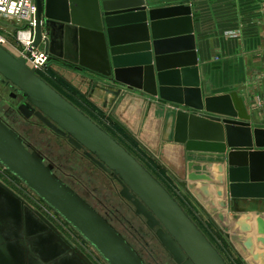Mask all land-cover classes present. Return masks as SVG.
I'll return each instance as SVG.
<instances>
[{"label": "water", "instance_id": "95a60500", "mask_svg": "<svg viewBox=\"0 0 264 264\" xmlns=\"http://www.w3.org/2000/svg\"><path fill=\"white\" fill-rule=\"evenodd\" d=\"M36 4L34 46L43 48L50 62L81 69L84 56L81 53V61L77 53L84 44L83 36L97 33L104 50L100 74L116 87L150 98L147 108H142L153 111L155 119V105H163L157 106L164 111L169 140L198 155L199 160L188 165V180L169 172L240 257L264 264V218H257L256 242L262 252H256L254 238L249 235L252 226L247 222L253 221L249 213L257 212L258 206L246 212L238 208L239 201H257L264 206V123L252 122L235 93L204 94L191 6L150 9L146 0H36ZM79 76L86 78L81 74L75 78ZM0 78L20 91L25 100L18 108L22 116H35L66 137L119 182L120 195L132 203L151 230L157 229L156 238L175 264H229L180 202L125 146L29 68L24 58H17L2 45ZM114 85L107 88L117 89ZM110 118L135 138L134 131L121 120L113 114ZM0 164L70 224L108 264H148L105 216L56 173L43 154L29 147L1 118ZM195 167L203 172L197 173ZM225 171L228 188L222 176ZM211 184L216 197L210 192ZM227 190L233 214L230 219L225 215ZM0 264L95 263L42 212L0 180Z\"/></svg>", "mask_w": 264, "mask_h": 264}, {"label": "rangeland", "instance_id": "374dc122", "mask_svg": "<svg viewBox=\"0 0 264 264\" xmlns=\"http://www.w3.org/2000/svg\"><path fill=\"white\" fill-rule=\"evenodd\" d=\"M2 23H4V21L0 20V34H9V44L13 47H17L14 38L11 37V33H13V31L9 28V26L7 27ZM14 52L15 50L11 53H13L17 58H21L18 53ZM51 63L52 62L49 63V68L38 71V74L69 101L75 104L79 109H81L96 123H98L102 128L114 136L123 146H125V148H127V150L131 152L180 202L187 213L198 224V226L216 246V248L220 251L229 264H244L237 253H235L231 246L228 245L225 236L220 233V230L213 225V223L207 218V216L197 206L193 199L179 185L177 180H175V178L169 172L171 171L170 167L162 162L160 157L161 154H154L153 151L149 149V147L146 149L141 144L142 142L140 143L137 141L139 140L138 138H140V136H138V134L141 135L140 132L145 131L142 133V135H147L146 132L148 130L154 131L159 127V122L152 125L153 127H147L146 125H143L144 120H142L141 117L136 113L137 109L135 105L131 104L128 106L125 103L127 99L126 97L124 98L119 93L113 94V92H108L107 85L103 82H96L97 80L94 79L92 75H89L90 72L88 73L87 70L82 71L77 70L75 67H66V69L72 74H74V72L77 74H82L91 78L93 82L97 83L100 91L96 93L94 97L93 93L83 89L82 86L80 87L72 84L67 75L58 72L55 69V65H52ZM74 80L78 82L77 78ZM74 80L72 79L73 82ZM110 85L114 84L112 83ZM114 87L117 88L116 85H114ZM236 88L240 90L241 86H236ZM110 90L112 89L110 88ZM13 92V89H10L4 85L0 80V118L17 133L25 137L31 146L42 152L48 160L53 162L57 167V173L79 193L84 195L91 203L96 204L97 202L95 197H98L107 203L108 206L110 205L113 207L111 208L109 206L110 211H115L114 206H116L117 209L123 213L122 216L131 221L133 225L140 232H142L143 235H145L146 241L150 243V247L148 249H151L154 255L146 252L135 240H133V242L145 252L146 257L151 264H174L172 260L167 257V254L164 253L158 242L149 236L148 231L143 225V222L139 218H135L132 211H129L123 201L120 200V197L114 189L110 178H108L100 169L93 165L92 162L86 159L81 153L77 152L62 137L54 134L46 127L38 125L36 122L33 126L28 125V123L20 116L16 109L18 102L11 97ZM108 93L109 95L113 96L108 98V96H105ZM138 94L141 95L140 93L133 91L130 96L133 98H136L137 96L138 98ZM253 95L255 96V93ZM103 98L105 100L104 104L107 106H103V104H100V102L97 101ZM248 111L250 114H252V110ZM110 114H113L128 128L134 131L133 134L137 139H135L137 142L131 136L124 133L116 125V123L110 118ZM255 114L256 113L253 114L254 117H256ZM132 124L133 126H131ZM141 139L144 140L143 138ZM184 175L185 176H183V179L180 180H188V168L187 170L185 168ZM0 180L12 188L16 193L21 195L36 209L48 210L49 218L54 223H56L60 230L70 239V241L79 247L95 264H107V262L103 260L102 256L97 253V251L70 224L64 221L27 185L13 176L10 172L6 171L1 165ZM97 207L99 209L101 208L100 205H97ZM103 210L104 213H110L105 209ZM116 222L118 221L116 220ZM118 223L119 227L125 233H127L125 227L120 224V222ZM127 235L128 237L132 238L131 234L127 233ZM151 256H153L155 260H153ZM245 258L248 260L247 264H262V260H260L259 263H253L251 261V257Z\"/></svg>", "mask_w": 264, "mask_h": 264}, {"label": "crops", "instance_id": "0c3cea01", "mask_svg": "<svg viewBox=\"0 0 264 264\" xmlns=\"http://www.w3.org/2000/svg\"><path fill=\"white\" fill-rule=\"evenodd\" d=\"M146 2L150 9L178 5L191 6L198 66L202 89L206 96L235 93L242 100H252L253 96L248 95L249 87L247 86L253 82L257 83L262 75L264 78V0H146ZM97 36V33L93 36L87 34L83 36L85 41L80 46L77 58L81 60V53L83 54L84 68L81 67L80 69L59 62H52L51 64L55 65L58 72L67 75L70 80H74L76 75L66 69L68 66L75 67L77 70H87L88 73H92L89 75H92L97 80H95L96 82H103L106 85L112 84L111 80L100 74L104 71V50ZM85 77L87 79V76ZM236 86H241L240 90ZM148 100L150 98L142 94L138 98L136 96L135 101H139L133 102L137 109L136 113L144 120L143 125L151 127L157 122L160 125L154 131L148 130L147 135H142L145 131L140 132L141 135L138 134L140 136L138 139L141 141L143 138L144 140L141 142L149 147L154 154H161L162 162L168 165L179 179H183L185 168L187 170L190 161H198V155L189 154L182 146L175 145L169 140V130L167 133L165 131L166 117L164 111L161 110L162 108L158 107L163 105L159 103H157L158 106L155 105L154 109L158 114V118L155 119L153 111L149 112L142 108V106H148ZM164 106L170 107L168 104ZM225 166L227 170V165L225 164ZM195 168L197 173L203 172L202 168ZM226 173L227 171L222 176L225 180L224 186L228 188L229 182ZM196 184L204 185L206 183L198 182ZM214 186V184L210 185V192L216 197ZM218 201L216 198L215 202ZM226 201L229 207L225 211V215L230 219L233 214L230 210L231 198L228 190ZM251 206H258V211L249 213L253 217V221L247 222L252 226V233L249 235L254 238L255 251L262 252L256 239L259 237L257 218H264V206L257 201L238 202V208L245 212ZM220 233L225 236L221 231ZM246 236L248 235L244 237ZM225 239L231 246L230 240L226 236ZM231 248L239 256L232 246ZM239 258L244 264H247L248 260L244 256H239Z\"/></svg>", "mask_w": 264, "mask_h": 264}, {"label": "built area", "instance_id": "2783aa9c", "mask_svg": "<svg viewBox=\"0 0 264 264\" xmlns=\"http://www.w3.org/2000/svg\"><path fill=\"white\" fill-rule=\"evenodd\" d=\"M36 15H37L36 0H0V20L4 21V23H2L3 25H6L7 27L9 26V28L13 31V33H11L12 35L11 34L10 35L11 37L14 38L17 47H13L9 44L8 41L9 34L7 33L0 34V45L5 47L6 49L10 48L9 50L11 52L15 50L14 53H18L21 56V58H24L27 66L31 69H35L38 73V71L40 70L49 68L50 61H49V55L45 53L43 48L34 46ZM247 87H249L248 95L253 96V98L252 100H248V101L243 100L246 110L248 113H249L248 110H252V114L249 113V115L252 117V122L262 124L264 123L263 75L261 76V78L258 80L257 83L253 82L249 84ZM117 89L120 90L122 93L123 91L129 93V95L133 93L132 90H129L126 87H117ZM254 93L255 96L253 95ZM253 112L256 113L255 114L256 117L253 116L254 114ZM1 166L6 171H8L3 165ZM38 210L42 212L51 222H53L48 216V210L45 209H38ZM54 224L58 227L56 223Z\"/></svg>", "mask_w": 264, "mask_h": 264}, {"label": "flooded vegetation", "instance_id": "af4514ba", "mask_svg": "<svg viewBox=\"0 0 264 264\" xmlns=\"http://www.w3.org/2000/svg\"><path fill=\"white\" fill-rule=\"evenodd\" d=\"M0 80L2 81V83L4 85H6L7 87H9L10 89H13V94L11 95V97L17 101V106H16V109L18 111V113L20 114V116L28 123V125H31L33 126L35 124V122L38 124V125H41L43 127H46L47 129H49L50 131H52L50 128H48L47 126H45L39 119H37L35 116L29 118V119H26L24 116L21 115V113L19 112L18 108L19 106L25 102V100L22 98L21 94H20V91L11 85L10 82L8 81H5L3 78H0ZM54 134L58 135L57 133H55L54 131H52ZM22 136V135H21ZM60 136V135H58ZM62 137V136H60ZM22 138L24 139L25 143L33 148V149H36L34 148L33 146H31V144H29V142L27 141V139L25 137L22 136ZM63 139H65L68 143V139L66 137H62ZM70 144V143H69ZM71 145V144H70ZM72 146V145H71ZM73 147V146H72ZM77 152L81 153L86 159H88L90 162H92L93 165H95L98 169H100L108 178H110L112 184H113V187L114 189L116 190L117 194L119 195L120 197V200L123 201V203L126 205L127 209L130 211H132V213L134 214V217L135 218H139L142 222H143V225L145 226V229L148 231V234L150 237L154 238V240L156 242H158L159 246L163 249V247L161 246L160 242L158 241V239L156 238V230H151L147 225H146V220L142 217V216H138L136 214V209L135 207L132 205L131 202L127 201L125 198H123L121 195H120V192L122 190V187L121 185L119 184V182L113 177L111 176L110 174L106 173L105 171H103L101 168H99L90 158H88L85 154H84V151L82 150H77L75 147H73ZM37 150V149H36ZM39 151V150H37ZM40 152V151H39ZM41 154H43L42 152H40ZM43 156L46 158V156L43 154ZM47 162L48 163H52L54 166H55V171L57 173V167L56 165L51 162L50 160H48L46 158ZM58 174V173H57ZM59 175V174H58ZM60 176V175H59ZM61 177V176H60ZM62 178V177H61ZM63 179V178H62ZM64 180V179H63ZM67 182V181H65ZM68 183V182H67ZM69 184V183H68ZM70 185V184H69ZM71 186V185H70ZM72 187V186H71ZM73 189H75L74 187H72ZM76 190V189H75ZM77 191V190H76ZM78 192V191H77ZM79 193V192H78ZM83 198H85L91 205H93L103 216H105L130 242L131 244L137 249V251L143 256V258L146 260V262L148 264H151L150 261L147 259L146 255H145V252L140 249L134 242L133 240H135L146 252L150 253L151 255H154L153 254V251L151 249H148L150 247V243L146 241V237L145 235H143L142 232H140L134 225L131 221L127 220L124 216H122V212H120L119 209H117L116 206H114V209L115 211H110V208L108 206L107 203H105L104 201H102L101 199H99L98 197H95V200H96V204H93L91 203L84 195H82L81 193H79ZM111 194V193H110ZM111 196V195H109ZM97 205L99 206L100 205V209L97 207ZM111 208H113L112 206H110ZM107 210L109 211L110 213H104V210ZM116 220L118 222H120V224H122L125 229L127 230V233L128 234H131L132 238L128 237L127 233H125L120 227H119V223L116 222ZM148 237V236H147ZM164 253L167 254V257L169 259L172 260L171 256L163 249ZM153 260H155V258L153 256H151ZM172 262L175 264V262L172 260Z\"/></svg>", "mask_w": 264, "mask_h": 264}, {"label": "bare ground", "instance_id": "6f19581e", "mask_svg": "<svg viewBox=\"0 0 264 264\" xmlns=\"http://www.w3.org/2000/svg\"><path fill=\"white\" fill-rule=\"evenodd\" d=\"M73 75H76V74H73ZM78 79V82H76L75 80H74V82L71 80L70 82L72 83V84H74V85H76V86H82V88L83 89H86L88 92H90V93H93V97L96 95V93H98L99 91H100V88H99V86H97V83H95V82H93V80L92 79H90V78H83V77H81V76H79V78H77ZM112 90H110V88L108 87L107 88V90L109 91V92H113V94L115 93V94H121L124 98L126 97H128L127 99H126V102H125V100H124V102L128 105V106H130L131 104H133V102H135V98H131L130 97V95H129V93H127V92H124L123 91V93L120 91V90H118V89H114V88H111ZM114 89V90H113ZM132 91H134V90H132ZM135 92V91H134ZM106 96H108V98L111 96H113V95H109V93L106 95ZM123 98V99H124ZM114 99V98H113ZM98 102H100V104H103V106H107L106 104H104V98L103 99H99V100H97ZM109 101V100H108ZM107 102V101H106ZM111 102H112V100H111ZM132 102V103H131ZM102 106V105H101ZM129 126V125H128ZM130 127V126H129Z\"/></svg>", "mask_w": 264, "mask_h": 264}, {"label": "trees", "instance_id": "16d2710c", "mask_svg": "<svg viewBox=\"0 0 264 264\" xmlns=\"http://www.w3.org/2000/svg\"><path fill=\"white\" fill-rule=\"evenodd\" d=\"M117 125V124H116ZM118 126V125H117ZM124 133H126V134H128L126 131H124L120 126H118ZM129 136H131L130 134H128ZM132 137V136H131ZM134 140H135V138L134 137H132ZM136 141V140H135ZM137 142V141H136Z\"/></svg>", "mask_w": 264, "mask_h": 264}]
</instances>
